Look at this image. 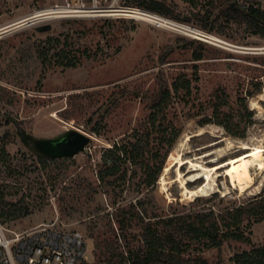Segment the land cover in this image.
Masks as SVG:
<instances>
[{
    "label": "rangeland",
    "instance_id": "rangeland-1",
    "mask_svg": "<svg viewBox=\"0 0 264 264\" xmlns=\"http://www.w3.org/2000/svg\"><path fill=\"white\" fill-rule=\"evenodd\" d=\"M209 1L177 0L171 6L182 20L189 17L187 22L227 41L222 47L191 43V38L135 19L66 18L42 23L52 24L49 31H37L36 25L15 28L14 23L55 0H0V191L5 202L25 213L5 224L11 234L56 222L84 234L87 264H121L119 258L108 261L109 251L97 248L96 242L117 241L119 251L135 250L142 245L139 234L147 220L174 213L218 212L264 192V165L249 158L227 163L253 147L264 148V86L246 99L253 115L243 118L244 138L230 135L216 123L199 124L203 116L212 114L217 92L224 90L228 96L222 109L237 115L239 98L253 89L254 81L264 83V36L247 23L225 17L206 27V20L220 13L216 6L209 19L197 16L205 14ZM244 1L264 11V0ZM50 36L59 37L61 44L68 39L75 67L63 68L54 64L55 59L42 63L37 45L48 49ZM196 49L203 59L194 60ZM181 73L192 77V93L174 96L166 116L160 117L182 132L156 184L145 186L146 172L133 162L123 166L125 181L101 183L97 172L103 151L115 143H134L149 126L151 108L144 97L154 94L161 82L171 85ZM12 119L36 137L77 130L87 134L90 142L74 156L45 158L42 163L43 157L21 140ZM95 125L98 133L91 130ZM150 130V147H154L159 133ZM181 157L206 166L226 164L214 173L206 195L187 198L178 175ZM180 168L188 188L205 183L204 175L188 181L199 173L190 165ZM119 219L125 220L124 232L118 229ZM246 232L253 243H264V221L253 223ZM188 244L186 258L201 257L210 264H232L235 252L251 247L232 241L218 251L195 241Z\"/></svg>",
    "mask_w": 264,
    "mask_h": 264
},
{
    "label": "trees",
    "instance_id": "trees-1",
    "mask_svg": "<svg viewBox=\"0 0 264 264\" xmlns=\"http://www.w3.org/2000/svg\"><path fill=\"white\" fill-rule=\"evenodd\" d=\"M138 3L164 15L183 19L180 14L175 13L174 8L166 1L139 0ZM209 6L204 15L198 13L197 16L199 18L205 17L204 20L209 19L216 6L220 9V13L213 20H206V27L208 25L212 27L216 21L225 17L228 20L233 19L247 23L255 29L256 33L264 36V11H261L257 6L245 7L237 3L232 5L229 0H210ZM190 19L187 17L184 20L190 21ZM46 41L49 44L48 49L41 47L39 43L36 50L37 56L43 64L48 61L51 63L55 59L54 64L63 68L76 66V62L69 54L68 39L61 44L59 37L50 36ZM195 41L197 40L192 39L190 42ZM51 49L55 50L52 54H50ZM193 57L194 60H201L203 54L196 49L193 52ZM192 81V77L186 73H181L174 78L171 85L167 82H161L154 94L144 97L151 108L148 118L149 126L130 146L125 143H115L103 151V164L97 172V177L101 183L110 185L119 179L125 181L127 170L123 169V166L127 162H133L140 163L145 170L146 176L143 178L145 186L156 184L166 160L182 132L181 128L177 127L174 122L162 121L160 117L166 116L165 111L174 96L191 95ZM263 86L264 83L260 80L253 82V89H248L245 96L239 98L237 115L222 109L223 105L228 102V96L224 90L217 92L218 99L213 101L212 114L203 116L199 120V124L204 126L209 123H216L224 127L230 135L244 138L247 128L242 125L243 118H251L253 115V112L248 109L246 99L260 93ZM10 122L18 127L19 131H25L20 128L18 121L12 119ZM150 128H156L159 133L157 146L154 147H150L152 138ZM91 130L98 133V126H93ZM135 135L138 136V134ZM165 146L167 148L165 152H162ZM39 160L42 163L47 161L45 158H39ZM117 212L116 216H120L121 212L119 210ZM23 214L25 213L22 212L21 208L5 202V195L0 191V220L6 224ZM151 221V219L147 220L142 226V232L139 234L142 245L138 249L129 248V250L119 251L118 242L111 240L96 242L95 246L109 251L108 261L112 262L115 258H119L121 264H210L201 257L186 258L184 252L189 245L188 243L195 241L203 243L207 248H216L221 251L226 243L235 241L248 243L251 247L235 252L230 258L232 264H264V243H253L249 233L246 232V228L253 223L264 221V192L244 203L218 212L210 209L183 214L174 213L167 217L156 216L155 220ZM118 229L122 232L127 229L125 220L119 219ZM112 231L117 234L114 228ZM88 264L98 263L89 262Z\"/></svg>",
    "mask_w": 264,
    "mask_h": 264
},
{
    "label": "built area",
    "instance_id": "built-area-1",
    "mask_svg": "<svg viewBox=\"0 0 264 264\" xmlns=\"http://www.w3.org/2000/svg\"><path fill=\"white\" fill-rule=\"evenodd\" d=\"M138 1L55 0L51 6L38 10L15 24H20V27L38 26L47 21L66 18L135 19L202 43L221 47L227 44V41L210 30L148 9ZM159 1H166L171 5L177 0ZM229 1L245 7L250 6L244 0ZM87 254L88 243L81 231L66 230L56 222H50L11 234L0 220V264H84L88 261Z\"/></svg>",
    "mask_w": 264,
    "mask_h": 264
},
{
    "label": "water",
    "instance_id": "water-1",
    "mask_svg": "<svg viewBox=\"0 0 264 264\" xmlns=\"http://www.w3.org/2000/svg\"><path fill=\"white\" fill-rule=\"evenodd\" d=\"M232 5L234 3H231ZM14 25H16L14 23ZM17 24L16 27H20ZM52 29L51 23L36 26V30L43 32ZM21 140L36 154L43 158L71 157L86 149L90 137L77 130H68L54 137H36L25 131H18Z\"/></svg>",
    "mask_w": 264,
    "mask_h": 264
},
{
    "label": "bare ground",
    "instance_id": "bare-ground-1",
    "mask_svg": "<svg viewBox=\"0 0 264 264\" xmlns=\"http://www.w3.org/2000/svg\"><path fill=\"white\" fill-rule=\"evenodd\" d=\"M247 147L249 148V146H247ZM262 147H259V146L253 147L250 151L245 152L238 159L236 158V159L229 160L227 163L230 164V163H233V162L238 161V160L245 161V159L249 158V159H251L252 163L263 166L264 165V155H263L262 151L264 150V148H262ZM184 164L190 165V170H197L199 172L194 177L188 178V181L197 180V179H199V177H202L204 175L205 176V181H204L205 183L200 184L195 189L188 188L186 181H185V178H184L183 171H181V168H180ZM224 164H226V163L215 164L213 166H206L199 161L196 162V161H193L191 159H185V158L181 157L180 161H179L178 175H179V178L181 179V182H182V186L184 189V195L187 198L188 197L191 198L193 196L197 197L200 195H202V196L206 195L212 189V183H213L212 181H214V178H213L214 173L218 172V169L221 168ZM201 172H203V174ZM164 180H165L164 177H162L161 181L164 182Z\"/></svg>",
    "mask_w": 264,
    "mask_h": 264
}]
</instances>
